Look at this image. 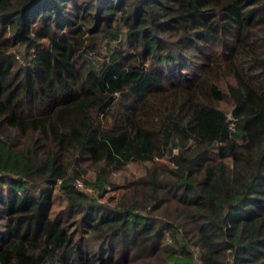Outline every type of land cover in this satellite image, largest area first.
Returning a JSON list of instances; mask_svg holds the SVG:
<instances>
[{
  "label": "trees",
  "instance_id": "1",
  "mask_svg": "<svg viewBox=\"0 0 264 264\" xmlns=\"http://www.w3.org/2000/svg\"><path fill=\"white\" fill-rule=\"evenodd\" d=\"M0 264H264V0H0Z\"/></svg>",
  "mask_w": 264,
  "mask_h": 264
},
{
  "label": "rangeland",
  "instance_id": "2",
  "mask_svg": "<svg viewBox=\"0 0 264 264\" xmlns=\"http://www.w3.org/2000/svg\"><path fill=\"white\" fill-rule=\"evenodd\" d=\"M108 40V38H103L97 48L94 50H91L89 53H85L83 55V58L86 62L87 68L92 69V70H98L102 67L103 63L105 60H107L108 54L114 49V48H122L124 50V53L130 52L131 48L127 46V44L124 42V37L122 39L116 38ZM108 45H107V44ZM18 57L23 60V57L18 55ZM179 149L175 148L173 152H177ZM143 164L138 161H130L125 167L122 169L114 170L111 173V176L114 180H119L122 179L123 176H130L131 174L137 175L142 172L143 169ZM93 170L91 168H87V173L85 176L87 177H92L93 176ZM83 180L82 178H80ZM80 179H77V185L78 182L81 181ZM89 191H92V187H85ZM65 201V197L62 195V191L58 189V187H54L53 189V205H52V216L56 215L60 207L63 206ZM195 261H197V255L198 251L195 250Z\"/></svg>",
  "mask_w": 264,
  "mask_h": 264
},
{
  "label": "built area",
  "instance_id": "3",
  "mask_svg": "<svg viewBox=\"0 0 264 264\" xmlns=\"http://www.w3.org/2000/svg\"><path fill=\"white\" fill-rule=\"evenodd\" d=\"M227 115H228L229 118H232L229 113ZM233 126H234L233 123H231L230 128L233 129ZM78 185H79V187H82L81 181L78 182Z\"/></svg>",
  "mask_w": 264,
  "mask_h": 264
}]
</instances>
